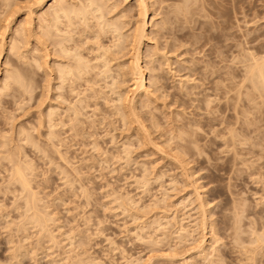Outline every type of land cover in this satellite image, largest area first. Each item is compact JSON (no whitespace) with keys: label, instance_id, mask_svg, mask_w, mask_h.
Here are the masks:
<instances>
[{"label":"rangeland","instance_id":"rangeland-1","mask_svg":"<svg viewBox=\"0 0 264 264\" xmlns=\"http://www.w3.org/2000/svg\"><path fill=\"white\" fill-rule=\"evenodd\" d=\"M100 1L68 24L53 0H0V264H264V97L246 75L264 0H145L148 94L130 104L141 7Z\"/></svg>","mask_w":264,"mask_h":264},{"label":"bare ground","instance_id":"bare-ground-1","mask_svg":"<svg viewBox=\"0 0 264 264\" xmlns=\"http://www.w3.org/2000/svg\"><path fill=\"white\" fill-rule=\"evenodd\" d=\"M86 1H87L86 3L83 2V4L80 6H77L76 3L75 4L70 3L71 4L70 6H68L69 4L66 6V5H64V3H62V1L59 2V0H53V2L50 4V7L54 8L53 9L54 10L53 11V20L56 21L55 23H59L60 19L64 18L68 22V24H70L74 18H81V19L83 18L84 19L83 21H85V19L87 20V18H88L87 16L92 14V12H93V14H92L93 18H95L97 20L99 18L103 17L102 4H101L100 0H86ZM44 2H45V0H36V3H35L36 9L42 7ZM138 2L140 5L139 7H141L140 13H139L140 18L136 22V25H135L134 29L132 30V33L130 34V40H129V46L131 47L132 55H131V60H130L128 69L131 73V79L133 81V83H132L133 88H132L131 93L134 96L132 98L129 96L131 98L130 100L125 99V101L127 100L128 103L133 102L135 99V96L137 94L138 95L148 94V89H147V86L145 84V70H146V68L141 65L142 45L144 43V39H146L148 37V33H147V29H146V26H147L146 18H147V13H148V11H147L148 6L145 5V0H138ZM97 12H98V15H94ZM31 13L35 14L34 10L31 11ZM105 25L106 26H103L102 28H105V27L107 29L109 28L108 30L111 31L113 38H115L117 41H120V39L122 37V34L120 32L121 28L114 23H112V24L111 23L110 24L105 23ZM7 27H8V25H7ZM114 33H115V35H114ZM118 45L119 44H117V46ZM104 54H106V51H104ZM113 56H111L112 58L111 57L108 58V56H107V58L104 60V62H105L104 66L108 65L111 59L116 58L115 56L114 57ZM76 61H77L76 62L77 64L75 66H73V67L65 66L64 68H62L61 74H60V77L62 79H64L68 75L77 77L78 75H81L84 72V70L86 68V63H82L81 62L82 60L78 56H77ZM247 69H246V71L248 73V74H246V75H248L247 78L251 81V84L253 83L254 86L256 85V87L254 89L257 88V90H258V87H259V92H260V90H262L259 97H262V96L264 97V58H262L261 60L254 59L253 64L252 65L250 64V67ZM107 71H108V69L104 71V74ZM16 75H14V76L16 77V80L17 79L20 80V82H18V80H17V82L20 84L23 80L21 78H17L18 75L17 76ZM11 76H10L11 78L14 77L13 75H11ZM21 84H23V83H21ZM237 95H239V93ZM125 98H128V97H125ZM130 110H131V108H130ZM206 125L210 126V127L212 126L209 119H206ZM225 130H226V132L224 130H216V131L214 130L213 132H215V133H213V134H214V136L222 134V137H224V136L227 137V134H229L228 135L229 138L224 137V140L226 139V143L231 145V142L233 143L232 139L234 137L233 129L230 127H226ZM182 148H185V147L182 146ZM16 166H17V164L14 167H16ZM14 167H13V169H14ZM14 171H15V177H17V179L21 182L22 186L25 189H27L30 185L28 184V182L25 178L24 169L23 168L20 169L17 166V168ZM13 178H14V176H13ZM28 190H29V188H28ZM29 203H31V201Z\"/></svg>","mask_w":264,"mask_h":264}]
</instances>
